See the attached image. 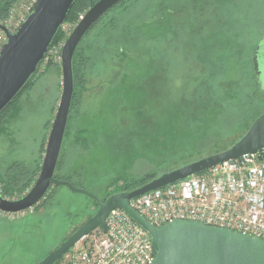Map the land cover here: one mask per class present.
<instances>
[{
	"label": "rangeland",
	"instance_id": "374dc122",
	"mask_svg": "<svg viewBox=\"0 0 264 264\" xmlns=\"http://www.w3.org/2000/svg\"><path fill=\"white\" fill-rule=\"evenodd\" d=\"M83 14L62 23L15 99L0 133V169L13 160L41 167L62 91L61 47ZM263 29L264 0L114 5L75 49L81 70L56 172L102 198L115 178L120 185L161 173L226 143L258 91L252 57ZM91 201L61 184L37 211L8 217L0 210V264L40 261L84 222Z\"/></svg>",
	"mask_w": 264,
	"mask_h": 264
},
{
	"label": "water",
	"instance_id": "95a60500",
	"mask_svg": "<svg viewBox=\"0 0 264 264\" xmlns=\"http://www.w3.org/2000/svg\"><path fill=\"white\" fill-rule=\"evenodd\" d=\"M75 0H36L32 10L14 32L0 23L7 38L0 49V111L14 98L33 74L48 51L51 40ZM122 0H96L82 15L64 41L60 51L62 91L48 133L38 175L32 186L18 198L0 193V210L19 212L36 205L53 183L65 184L76 192L93 197L98 208L55 249L35 264H54L86 234L96 227L107 230L106 217L117 207L125 210L135 222L145 228L156 255L150 264H264V240L227 228L205 225L197 221L171 220L160 227L151 224L130 205V200L149 190L173 183L204 171L223 161L264 147V112L228 148L201 156L156 177L131 190L118 191L104 200L84 188L54 176L74 90L72 60L84 34L109 9ZM264 36L252 57L253 68L264 88Z\"/></svg>",
	"mask_w": 264,
	"mask_h": 264
},
{
	"label": "built area",
	"instance_id": "2783aa9c",
	"mask_svg": "<svg viewBox=\"0 0 264 264\" xmlns=\"http://www.w3.org/2000/svg\"><path fill=\"white\" fill-rule=\"evenodd\" d=\"M35 1L12 0L0 23L14 32ZM6 38L0 29V49ZM130 205L156 227L174 219L197 221L264 240V147L149 190L132 198ZM1 212L12 217L24 211ZM106 224V231L101 227L91 230L81 246L75 245L58 264L152 262L156 250L149 232L125 210L112 209Z\"/></svg>",
	"mask_w": 264,
	"mask_h": 264
},
{
	"label": "trees",
	"instance_id": "16d2710c",
	"mask_svg": "<svg viewBox=\"0 0 264 264\" xmlns=\"http://www.w3.org/2000/svg\"><path fill=\"white\" fill-rule=\"evenodd\" d=\"M95 1L96 0H75L74 4L72 5V7H71V9H70L65 21L78 19V15L84 13ZM11 3H12V0H0V21L7 16L8 9H9ZM61 27H62V25L59 26V28L55 32V34H54V36H53V38L51 40V43L49 45V48L51 47L53 42L57 41L60 38ZM263 36H264V29H263L262 38H263ZM76 58H77V52L75 51V53L73 55V60H72L74 82H75V78H77V76L79 75V71L81 70L79 68V66L77 67V64H76L77 63V61H76L77 59ZM253 71H254V80H255V82L257 84L258 91H255L254 94L251 93L250 95L247 96L249 98V101H250L249 104L246 105V108H247L246 111L248 112L247 119H244L243 122H237L235 124H231L230 125L231 129L229 130V133H228V135L231 136V137H229V140L226 143L224 142L221 145H217L215 148L210 150L207 154L215 153V152L224 150V149L228 148L229 146H231L239 137H241L243 135V133L247 130V128L249 127L251 122L260 113L264 112V88L262 87L261 82L259 80V77L256 75L254 68H253ZM34 74H35V72L30 75V77L27 79V81L22 86V88L19 90V92L0 111V133L3 131V129H4L5 125H6L8 117L12 115L13 109L16 110L15 109L16 106H14V104H13L15 102V99L24 90V88L26 87V85L28 84V82L30 81V79L33 77ZM73 94H74V90H73ZM260 95L263 98L260 101L257 100L258 103H255L252 100L253 96L257 99V97L260 98ZM73 106H74V98L72 97L70 111L72 110ZM259 107H261V110L259 109ZM69 117H70V112H69L68 119H69ZM243 118H246V117H243ZM67 124H68V120H67ZM67 124H66V128H65L64 136L66 134ZM233 132H234V135H233ZM64 136H63V138H64ZM59 155H60V152H59ZM203 155H206V154H203ZM201 156L202 155H197V157H195V158H189L188 160L182 161V162H180L178 164L181 166V165H183V164H185L187 162H190L192 160H195V159H197V158H199ZM59 166H60V163H59V156H58V160H57L55 171H54V176L57 179L67 180V181L71 182L69 176H62L61 174L56 172V169ZM39 170H40L39 166H37L35 168L29 167L28 165H26L25 162H23L21 160H13V161H10V162L6 163L4 168L0 169V193L3 196L8 197V198H18V197L22 196L32 186V184L34 183V181H35V179H36V177L38 175ZM159 173H156V172L149 173V174H146V175H144V176H142V177H140L139 179H136V180H124L123 183H121L120 185L117 184L119 178H115V180L112 181V184L114 185V187L111 188V190H107V191L105 190L106 191L105 194H104L105 196L100 198V199L104 200L107 196H109L110 194H112L114 192L124 191V190H131V189H134V188H136L138 186H141L142 184L148 182L152 178H154L157 175H159ZM71 183L73 185H75L73 182H71ZM59 185H61V184L53 183L49 187V189L46 192L45 196L36 205L33 206V209L35 211H37L39 208H43L44 206H46L47 203H49L51 197L53 196V194L56 191V188ZM75 186L79 187L77 185H75ZM109 186L110 185H108L107 188H109ZM85 195H87V194H85ZM87 196L91 198V200H92L91 202L93 203V205H95V208L93 209V211H91V213H89V215L87 216V218H88V217H90L91 215H93L95 213V211L98 208V203L93 197H91L89 195H87ZM60 260L61 259L57 260L54 264H58L60 262Z\"/></svg>",
	"mask_w": 264,
	"mask_h": 264
},
{
	"label": "bare ground",
	"instance_id": "6f19581e",
	"mask_svg": "<svg viewBox=\"0 0 264 264\" xmlns=\"http://www.w3.org/2000/svg\"><path fill=\"white\" fill-rule=\"evenodd\" d=\"M81 240H82V239H81ZM81 240H79L78 242H80ZM78 242H77V243H78ZM77 243H76V244H77ZM76 244H75V245H76ZM68 252H69V251H68ZM68 252H67V253H68ZM67 253H65V254L62 256V258H63ZM62 258H61V259H62Z\"/></svg>",
	"mask_w": 264,
	"mask_h": 264
},
{
	"label": "flooded vegetation",
	"instance_id": "af4514ba",
	"mask_svg": "<svg viewBox=\"0 0 264 264\" xmlns=\"http://www.w3.org/2000/svg\"><path fill=\"white\" fill-rule=\"evenodd\" d=\"M261 54H262V56H264V51Z\"/></svg>",
	"mask_w": 264,
	"mask_h": 264
}]
</instances>
